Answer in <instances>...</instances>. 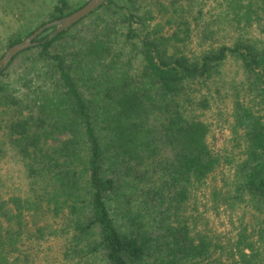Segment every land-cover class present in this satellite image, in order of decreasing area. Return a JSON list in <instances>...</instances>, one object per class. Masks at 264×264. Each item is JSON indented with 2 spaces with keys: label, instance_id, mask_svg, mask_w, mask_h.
Returning <instances> with one entry per match:
<instances>
[{
  "label": "trees",
  "instance_id": "obj_1",
  "mask_svg": "<svg viewBox=\"0 0 264 264\" xmlns=\"http://www.w3.org/2000/svg\"><path fill=\"white\" fill-rule=\"evenodd\" d=\"M122 1L45 29L0 71V157L28 181L0 193V264H29L26 247L52 239L60 264H264V0H221L209 20L188 0ZM228 58L241 75L226 80ZM211 90L231 100L239 148L209 191L225 233L200 228L191 201L221 162L201 116Z\"/></svg>",
  "mask_w": 264,
  "mask_h": 264
},
{
  "label": "rangeland",
  "instance_id": "obj_2",
  "mask_svg": "<svg viewBox=\"0 0 264 264\" xmlns=\"http://www.w3.org/2000/svg\"><path fill=\"white\" fill-rule=\"evenodd\" d=\"M55 0H11L7 5L13 13L0 12V56L7 50V40L10 37L24 36L30 32L39 21L47 18L46 14L52 7ZM88 0H68V10L74 11ZM122 1V0H120ZM188 8L193 11L202 9L207 20L221 17L223 10L220 5L221 0H188ZM122 3H124L122 1ZM218 19V18H217ZM159 20V19H158ZM221 24V23H220ZM217 28L219 25H213ZM52 30V29H51ZM223 41V38H221ZM241 75L238 62L228 58L220 68V75L229 80L232 76ZM210 106L202 112V119L209 124L207 142L210 148L221 155L220 165L207 178L205 186L199 190L192 191V198L197 197L194 205L197 211L193 213L198 216L200 228L209 229L216 233H225L230 229L228 212L220 210L219 213L213 211L209 202V191L214 184H219L223 179H229L232 175L231 164L226 162L227 155L236 158L239 155V148L233 147V141L229 131L231 100L224 92L219 93L211 90L209 92ZM28 188V181L23 172V168L17 161L11 150L0 157V193L5 196L23 194ZM193 205L189 204V207ZM30 251L27 261L29 264H60L57 252V240L43 242L38 250L32 245H28Z\"/></svg>",
  "mask_w": 264,
  "mask_h": 264
},
{
  "label": "water",
  "instance_id": "obj_3",
  "mask_svg": "<svg viewBox=\"0 0 264 264\" xmlns=\"http://www.w3.org/2000/svg\"><path fill=\"white\" fill-rule=\"evenodd\" d=\"M106 0H88L83 6L80 8L74 10L73 12L61 16L57 19H54L52 21L46 22L43 25L39 26L37 29L32 31L28 36H26L21 41L14 43L10 47L7 48V50L4 52V54L0 57V71L4 69V67L9 63V61L12 59V57L17 54L18 52L31 47L33 45H36L38 43L36 37L43 32L45 29L54 27L49 34L47 35V38H52L54 35L58 34L60 31L72 26L76 22H78L80 19H82L84 16H86L89 12L94 10L95 8L99 7L102 3H104Z\"/></svg>",
  "mask_w": 264,
  "mask_h": 264
}]
</instances>
